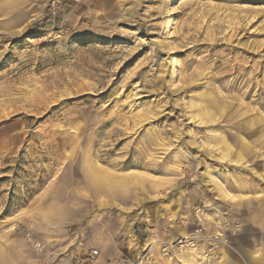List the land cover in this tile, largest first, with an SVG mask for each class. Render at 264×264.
Wrapping results in <instances>:
<instances>
[{"label":"rangeland","instance_id":"374dc122","mask_svg":"<svg viewBox=\"0 0 264 264\" xmlns=\"http://www.w3.org/2000/svg\"><path fill=\"white\" fill-rule=\"evenodd\" d=\"M95 174L127 178L148 208L104 247L88 241L116 221L85 215L64 264L93 250L95 264H222L264 200V0H0V253L17 240L42 256L45 200ZM165 228L205 240L146 262Z\"/></svg>","mask_w":264,"mask_h":264},{"label":"crops","instance_id":"0c3cea01","mask_svg":"<svg viewBox=\"0 0 264 264\" xmlns=\"http://www.w3.org/2000/svg\"><path fill=\"white\" fill-rule=\"evenodd\" d=\"M90 177H104L106 181L88 179L81 185L58 186L50 194L52 197L48 196L45 200L43 210L38 212L31 224L34 238L47 246L42 256H35L34 251L26 254L22 245L25 248L27 245L20 243L18 246L17 240H14L9 250L0 253V264L67 263L79 250L82 251L84 226L89 220L85 215L91 216L95 224H102L103 227L110 226L109 221H116L114 229L104 232L102 237L90 239L89 243L104 247L110 239L125 237L127 233L133 236L138 219L134 209H147L148 203H128L132 192L125 177L103 174ZM86 205L87 214L84 211ZM246 211L242 219L244 231L233 239L231 249H225L226 259H221L222 264H264V200H252ZM109 212H116L113 220L104 218Z\"/></svg>","mask_w":264,"mask_h":264},{"label":"built area","instance_id":"2783aa9c","mask_svg":"<svg viewBox=\"0 0 264 264\" xmlns=\"http://www.w3.org/2000/svg\"><path fill=\"white\" fill-rule=\"evenodd\" d=\"M224 221V219H223ZM228 224L226 222H224L222 224V231H224L223 229L227 228ZM202 229H197L195 231V235L191 236L189 238H184V239H174V240H168V238L170 237V229L165 228L163 231H161V235L162 237H164L162 240H159V232L157 230H149V238L154 239V242H156L155 244H153L151 247L149 246V248L147 247L146 243H145V248H144V254H143V258L144 260H146V262H151L152 258H151V251L154 250L155 247L159 246L160 249V253L165 256H171L173 254H178L180 252H186L189 249L192 248H197V246L199 245V243L202 240H205V238L202 236ZM223 233L220 231L215 232V234H213V236L210 238L211 240H217L218 237H223ZM38 250V252H42L44 249V246L41 245H36L35 246ZM99 253L97 250H93L87 260H86V264H95L96 258L98 257Z\"/></svg>","mask_w":264,"mask_h":264},{"label":"bare ground","instance_id":"6f19581e","mask_svg":"<svg viewBox=\"0 0 264 264\" xmlns=\"http://www.w3.org/2000/svg\"><path fill=\"white\" fill-rule=\"evenodd\" d=\"M153 244H155V243H152V244H150V245L146 243V245H149L150 247H151ZM149 246H147V247L149 248Z\"/></svg>","mask_w":264,"mask_h":264}]
</instances>
